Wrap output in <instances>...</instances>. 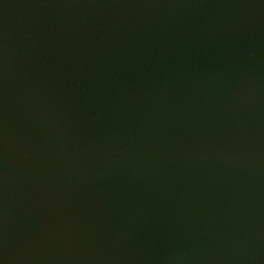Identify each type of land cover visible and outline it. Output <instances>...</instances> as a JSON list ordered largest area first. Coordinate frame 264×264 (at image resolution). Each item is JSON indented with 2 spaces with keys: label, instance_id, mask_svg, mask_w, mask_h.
Here are the masks:
<instances>
[{
  "label": "water",
  "instance_id": "water-1",
  "mask_svg": "<svg viewBox=\"0 0 264 264\" xmlns=\"http://www.w3.org/2000/svg\"><path fill=\"white\" fill-rule=\"evenodd\" d=\"M0 264H264V0H0Z\"/></svg>",
  "mask_w": 264,
  "mask_h": 264
}]
</instances>
